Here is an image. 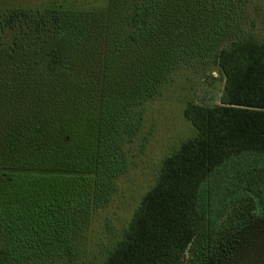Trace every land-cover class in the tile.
I'll list each match as a JSON object with an SVG mask.
<instances>
[{"label": "trees", "instance_id": "trees-1", "mask_svg": "<svg viewBox=\"0 0 264 264\" xmlns=\"http://www.w3.org/2000/svg\"><path fill=\"white\" fill-rule=\"evenodd\" d=\"M171 1L163 9L160 0H125L106 17L2 13L0 31L19 33L0 49V264L79 263L92 214L124 170L119 142L131 141L138 123L129 121L135 97L106 99L98 82L108 74L78 71V60L98 59L105 19L120 28L104 38L103 59L118 45L124 56L143 55V42L163 27L161 53L177 58L183 45L169 40L176 31L168 27L180 19V33L200 36L188 46H210L209 0ZM195 6L196 18L187 15ZM112 35L122 44L112 45ZM216 62L225 78L221 103L185 107L194 134L165 158L104 264H229L240 232L264 220V42L236 38ZM228 213L238 221L226 229Z\"/></svg>", "mask_w": 264, "mask_h": 264}, {"label": "rangeland", "instance_id": "rangeland-1", "mask_svg": "<svg viewBox=\"0 0 264 264\" xmlns=\"http://www.w3.org/2000/svg\"><path fill=\"white\" fill-rule=\"evenodd\" d=\"M124 1L0 0V17L3 16L2 13L14 9L83 10L106 17L109 9L116 11V7H122ZM171 3V0H160L158 7L171 8ZM207 5L210 17L208 28L212 35V39L209 35L208 40L213 42L206 48L187 45L200 36L196 37V31L192 37L180 33L179 30L185 22L180 19L177 24L173 23L168 27H175L176 31L169 40L183 45L179 58H166L161 53L166 47L157 39L163 43L168 39L167 30L163 27L160 33L154 32L155 36L159 33V37L148 38L143 42L140 48H143V55H139L137 50L124 56L121 49L125 46L118 45L122 44V39L120 36L112 35V45L117 43L119 48L112 51L110 58L108 54L103 59L105 45L108 42V40L105 42L104 38L112 29L120 28L118 22L114 27H109L105 19L100 27L99 37L103 39L100 44L98 43V59L78 60V71L85 74L87 71H97L95 73L98 76L108 74L98 82V87L106 99L115 101L119 96H114L121 94V91L127 93L125 95L128 97H135L132 99L134 109L131 116L129 115V121L138 123V130L132 140L119 142L120 162L122 161L124 170L114 181L108 203L98 206L92 214L84 232L78 264H104L109 250L121 238L143 197L156 183L165 158L192 137L195 130L184 116L185 107L191 103L203 106L221 103L225 78L216 62L217 54L239 37H254L264 42V0H209ZM188 14L195 18L201 15L196 6ZM161 22L166 24L168 20L166 18ZM208 28L204 29L209 30ZM17 33L19 29L6 28L0 31V49L12 46L17 39ZM164 53L167 55V51ZM16 62L21 66L26 64L25 59L17 58ZM93 63L95 68L91 69L89 65ZM105 64L108 67H105ZM142 100L144 101L141 102ZM114 108L118 109L116 103ZM228 215L229 213L221 222V227L226 229L238 221ZM238 239L240 243L235 250V257L229 264H264L263 219L251 227L244 228Z\"/></svg>", "mask_w": 264, "mask_h": 264}]
</instances>
